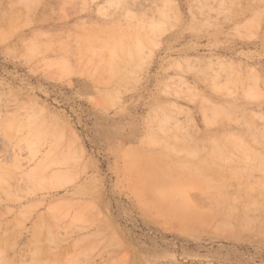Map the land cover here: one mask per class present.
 I'll return each instance as SVG.
<instances>
[{
	"label": "rangeland",
	"instance_id": "1",
	"mask_svg": "<svg viewBox=\"0 0 264 264\" xmlns=\"http://www.w3.org/2000/svg\"><path fill=\"white\" fill-rule=\"evenodd\" d=\"M0 264H264V0H0Z\"/></svg>",
	"mask_w": 264,
	"mask_h": 264
},
{
	"label": "bare ground",
	"instance_id": "2",
	"mask_svg": "<svg viewBox=\"0 0 264 264\" xmlns=\"http://www.w3.org/2000/svg\"><path fill=\"white\" fill-rule=\"evenodd\" d=\"M166 185H167L166 187L168 189V191H166V195H167V196L165 195L166 197H168V198L180 197V198H182V201H183L184 194H185V188H183L182 185L173 184V183L166 184ZM183 203L186 204V202H183ZM182 219L186 220L185 218H182Z\"/></svg>",
	"mask_w": 264,
	"mask_h": 264
}]
</instances>
